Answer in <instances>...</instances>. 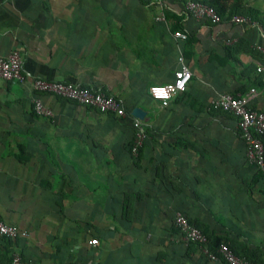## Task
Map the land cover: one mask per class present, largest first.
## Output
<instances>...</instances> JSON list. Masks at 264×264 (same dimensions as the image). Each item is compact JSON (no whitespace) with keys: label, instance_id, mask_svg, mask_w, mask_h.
Instances as JSON below:
<instances>
[{"label":"crops","instance_id":"obj_1","mask_svg":"<svg viewBox=\"0 0 264 264\" xmlns=\"http://www.w3.org/2000/svg\"><path fill=\"white\" fill-rule=\"evenodd\" d=\"M221 1L264 12V0ZM14 48L26 81L0 79V220L28 234L0 237V264H224L174 236L176 211L264 245V176L236 119L210 108L244 88L264 110L259 26L197 20L179 0H0V55ZM180 55L192 77L160 107L148 89L174 79ZM36 77L142 108L152 133L139 157L132 118L35 91ZM34 98L54 115H36Z\"/></svg>","mask_w":264,"mask_h":264},{"label":"built area","instance_id":"obj_2","mask_svg":"<svg viewBox=\"0 0 264 264\" xmlns=\"http://www.w3.org/2000/svg\"><path fill=\"white\" fill-rule=\"evenodd\" d=\"M162 5L164 0H154ZM183 2L184 9L197 20H207L211 23H219L224 19L210 4L201 0H179ZM230 21L236 24L256 25L247 16L235 14L230 17ZM177 37L185 39L186 33L176 31ZM260 69V68H258ZM192 77L189 66L185 63L182 55L178 57V68L175 71V77L171 82L161 85H151L148 93L152 99L158 101L160 107H166L172 98L177 94L185 91ZM0 79L6 81L25 82L26 76L23 72L22 59L19 50L14 48L7 55H0ZM32 88L35 91L49 93L62 98L73 100L79 104L93 107L101 112H111L123 116L126 111L122 101L117 97L103 91H94L86 87L65 81L48 80L42 77H36L32 80ZM254 91V89H252ZM251 92L247 94H232L224 92L218 94L212 99L211 105L217 109H223L234 114L238 119V125L243 133L247 143L246 157L247 161L255 164L264 172V111L253 109L249 106ZM33 111L40 116L52 117V109L45 105L40 98L32 100ZM136 134L131 148L132 154L135 155L138 148L142 145L145 132L141 121L137 118L134 120ZM255 133L261 137L255 136ZM175 223L181 230V239L187 243L195 241L206 245L207 236L188 220L185 213L176 211ZM27 232L16 225L8 224L0 220V237L16 239L26 237ZM91 245L98 244V239L89 240ZM203 252L211 259H219L215 254L208 251L203 246ZM218 251L227 264H259L236 255L226 243H221ZM5 264H37L30 259L22 258L19 254H14L9 262Z\"/></svg>","mask_w":264,"mask_h":264},{"label":"trees","instance_id":"obj_3","mask_svg":"<svg viewBox=\"0 0 264 264\" xmlns=\"http://www.w3.org/2000/svg\"><path fill=\"white\" fill-rule=\"evenodd\" d=\"M205 2L210 4L211 6H213L216 9V11L223 17V19H229L234 14L247 16L252 21H255L256 25L259 26L262 29V31L264 32V12L260 11L258 8L253 7V6H244V5H240V4L226 5L221 0H207ZM255 50L258 53L254 54V55H256L258 57V59L262 63H264V51L258 50L256 48H255ZM252 83H253L254 86L261 88L263 90V92H264V74L261 73V75H259L257 78H255V80H253ZM237 91L240 92L241 94H246L245 93L246 90L244 88L238 89ZM231 93L236 95V92H231ZM249 106H250V104H249ZM250 107L253 108V109H257L256 107H253V106H250ZM90 108H93V107H90ZM210 108L214 109V110H217V111L223 113L224 115L233 116L236 119V121H237L239 134L241 136H243V133H242V131H241L239 125H238V119H237V117L234 114H232L229 111H225L223 109L214 108L213 106H210ZM95 110H97V109H95ZM258 110H262V109H258ZM97 111H99V110H97ZM125 111H126L125 115H123V116L117 115V116L118 117H129V118H132L131 119L132 120V124H133V127L135 128V130H134L135 132H134V135H133V140L131 141V143L129 145V151L132 154L131 148H132V145H133V142H134V138H135V134H136V127L134 126L135 118L132 117V115H131L129 110L125 109ZM262 111H264V110H262ZM99 112H101V111H99ZM105 113H109V112H105ZM112 114L116 115L115 113H112ZM141 125H142V127L144 129L145 136H144L142 145L138 148L136 154L135 155L132 154V156L134 158H138L139 157V155L141 153V150H142V148H143V146L145 144V140L147 138V135L152 133V129L150 127H148L147 124H145V123H143L141 121ZM254 134L257 137H261L260 135H258L255 132H254ZM261 138L264 140L263 136ZM258 169H259L258 172L260 173V175L264 176V172L259 167H258ZM122 209H123L122 212H123V216H124V204L122 205ZM187 218L190 221V223H192L194 226H196L198 229H200L207 236L206 245H204V244L202 245V244H200L198 242H195V241H188L187 242V246L196 247L202 253V255H204L208 259L211 260V258L208 257V255L203 252V250H202L203 246H205L208 249L209 252L215 254L219 259H221L224 262V264H227L226 261H224L223 257L221 256V254L218 251L219 245L221 243H226L229 246V248L236 255H238V256H240L242 258L248 259L250 261L258 262L259 264H264V245H254L253 246V245L244 243V242L239 241V240L230 239L229 237H227L225 235H220V234L215 233V231L211 230L209 227H206L203 224L190 219L188 216H187ZM171 230L175 234L174 236H177L179 238L181 237V230L175 223V214H174V217H173L172 229Z\"/></svg>","mask_w":264,"mask_h":264},{"label":"water","instance_id":"obj_4","mask_svg":"<svg viewBox=\"0 0 264 264\" xmlns=\"http://www.w3.org/2000/svg\"><path fill=\"white\" fill-rule=\"evenodd\" d=\"M132 115L139 120H144L145 118V111L140 107H134L131 111Z\"/></svg>","mask_w":264,"mask_h":264}]
</instances>
